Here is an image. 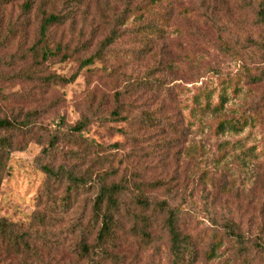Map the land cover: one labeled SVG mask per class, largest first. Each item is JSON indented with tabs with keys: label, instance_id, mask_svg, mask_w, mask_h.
<instances>
[{
	"label": "rangeland",
	"instance_id": "1",
	"mask_svg": "<svg viewBox=\"0 0 264 264\" xmlns=\"http://www.w3.org/2000/svg\"><path fill=\"white\" fill-rule=\"evenodd\" d=\"M261 14L264 0H0V120L15 122L0 127V264H173L168 210L187 264H264ZM100 183L123 187L105 243Z\"/></svg>",
	"mask_w": 264,
	"mask_h": 264
},
{
	"label": "trees",
	"instance_id": "2",
	"mask_svg": "<svg viewBox=\"0 0 264 264\" xmlns=\"http://www.w3.org/2000/svg\"><path fill=\"white\" fill-rule=\"evenodd\" d=\"M261 18L264 19L263 14H261ZM59 21H60V17L55 14H49L47 17H45L40 27L41 38L42 39L44 38L46 28L48 25H50L53 22H59ZM56 51H59V49L57 48ZM48 54H51V52L47 50L46 53H44V56ZM91 61H92L91 59H86L83 63L88 64ZM263 73H264V70H263ZM232 122H233L232 119H230L227 122L221 121L219 123L220 128L221 129L224 128L225 123L231 124ZM14 124L15 122H11L6 119L0 120V127H9V126H13ZM84 124L85 123L83 122L78 123L77 125L73 127V129L76 131H79L83 128ZM0 142L5 143L4 138H0ZM4 168H5V163L2 162V160L0 159V180H1V173L3 172ZM47 171L51 173L49 169H47ZM70 180L73 184L74 183L76 184L77 182L80 183L79 178L75 176H70ZM122 192H123V187L120 184H115V183H111V184L100 183L99 184L98 192L93 202V210L95 214L97 215V217H100V227L98 229L97 236H96L97 241L99 243H105L109 241V239L113 235L114 227L116 223V216H118L119 210H120V201H119L120 196L119 195ZM136 202L141 205H145V206L148 205L147 200L143 198H137ZM158 206L160 208H165L164 202L158 203ZM165 223H166L169 235H170L169 237L170 249L174 257L173 264H187L185 259L186 257L188 258L190 256L189 255L190 243L187 241L185 237L181 235L180 231L178 230L176 223H175L174 212H172V210H168V216L166 218ZM11 225L12 224L7 223L4 218H0L1 235L7 236L10 238L14 236V231ZM144 234L147 235L146 232H144ZM258 248L264 250V242L263 243L260 242L258 244ZM85 250H87V248L83 246V251ZM210 255L212 254L209 253V256Z\"/></svg>",
	"mask_w": 264,
	"mask_h": 264
}]
</instances>
